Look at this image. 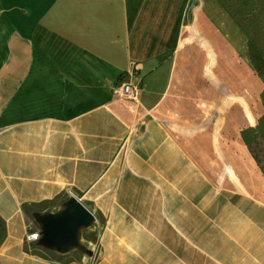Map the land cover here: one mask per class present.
Instances as JSON below:
<instances>
[{
  "label": "crops",
  "instance_id": "obj_1",
  "mask_svg": "<svg viewBox=\"0 0 264 264\" xmlns=\"http://www.w3.org/2000/svg\"><path fill=\"white\" fill-rule=\"evenodd\" d=\"M191 2L16 0L15 35L0 19V264H264V175L241 139L264 83L233 16L203 0L183 17ZM124 75L136 101L113 97ZM186 178L214 182L208 203L127 221L138 180ZM70 196L106 219L93 259L27 240Z\"/></svg>",
  "mask_w": 264,
  "mask_h": 264
},
{
  "label": "rangeland",
  "instance_id": "obj_2",
  "mask_svg": "<svg viewBox=\"0 0 264 264\" xmlns=\"http://www.w3.org/2000/svg\"><path fill=\"white\" fill-rule=\"evenodd\" d=\"M201 1L203 0H192L190 5L182 12V16L186 18L190 17L191 7L193 8L200 4ZM216 1L221 3L224 11L233 16L237 25L247 35L252 66L264 83V0ZM16 5V0H0V19H5L7 17V19L10 20L7 21V24L13 35H15L16 28ZM0 23L5 24V21H0ZM262 100L264 106V93L262 95ZM241 139L248 149L250 158L254 160L255 164L264 175V116L258 120L253 127L241 133ZM185 171L186 176H188V173L189 176H191V173L193 174L191 167H186ZM149 184L159 190V192H148L150 197L146 196L147 190L144 189V187ZM214 185V182L212 184L208 181L196 182L186 178L183 182L179 183V186L178 182L170 181L168 192H161V182L138 180L136 182L137 192H135V198L132 192L129 197H125V201L127 202V204H125V211L128 212L127 221L139 227L140 223L144 222L145 216L152 215L155 218V215H160L161 207L164 210L165 205L169 206V219L175 220L176 212H172V207L175 208L177 205L186 206L202 204L204 200L208 203V192H212L210 188L213 189ZM67 199L66 197V200ZM145 200H153V209L149 212L147 211L146 214ZM92 214L95 216L94 225L82 231V250H79L85 257L89 256L91 259L95 257V253L100 248L101 236L106 225V219L102 215H98L97 213ZM2 233L3 226L0 221V240L2 238Z\"/></svg>",
  "mask_w": 264,
  "mask_h": 264
},
{
  "label": "water",
  "instance_id": "obj_3",
  "mask_svg": "<svg viewBox=\"0 0 264 264\" xmlns=\"http://www.w3.org/2000/svg\"><path fill=\"white\" fill-rule=\"evenodd\" d=\"M33 218L38 226L37 245L57 254L82 250V231L95 222V216L74 196L58 211L35 213Z\"/></svg>",
  "mask_w": 264,
  "mask_h": 264
},
{
  "label": "built area",
  "instance_id": "obj_4",
  "mask_svg": "<svg viewBox=\"0 0 264 264\" xmlns=\"http://www.w3.org/2000/svg\"><path fill=\"white\" fill-rule=\"evenodd\" d=\"M129 75L121 76L112 89L113 97L117 100L136 101L138 98V88L130 81ZM29 242H37L39 233H31L27 236Z\"/></svg>",
  "mask_w": 264,
  "mask_h": 264
}]
</instances>
